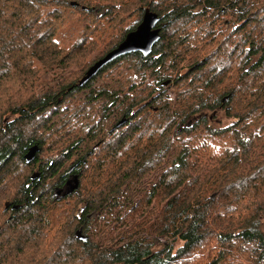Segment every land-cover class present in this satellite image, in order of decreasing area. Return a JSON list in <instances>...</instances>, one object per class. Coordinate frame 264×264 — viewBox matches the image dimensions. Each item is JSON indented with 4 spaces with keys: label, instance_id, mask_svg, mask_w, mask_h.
<instances>
[{
    "label": "trees",
    "instance_id": "1",
    "mask_svg": "<svg viewBox=\"0 0 264 264\" xmlns=\"http://www.w3.org/2000/svg\"><path fill=\"white\" fill-rule=\"evenodd\" d=\"M0 264H264V0H0Z\"/></svg>",
    "mask_w": 264,
    "mask_h": 264
},
{
    "label": "water",
    "instance_id": "2",
    "mask_svg": "<svg viewBox=\"0 0 264 264\" xmlns=\"http://www.w3.org/2000/svg\"><path fill=\"white\" fill-rule=\"evenodd\" d=\"M74 4L75 3H73V5ZM160 21L161 19L156 14L147 11L141 24L134 31L130 32L116 49L109 52L103 59L99 60L88 70L81 80V86L88 83L92 78L97 76L102 69L120 58L132 54H141L144 57L149 56L153 52L155 44L158 43L161 38L160 31L156 29ZM38 152V146L32 147L25 156L27 162H33ZM39 176V174L35 173L32 175L31 179L34 180ZM74 182L75 185L72 187V190L77 189L79 178L75 177ZM77 235L79 239L87 241V238L83 237L80 232H78Z\"/></svg>",
    "mask_w": 264,
    "mask_h": 264
},
{
    "label": "rangeland",
    "instance_id": "3",
    "mask_svg": "<svg viewBox=\"0 0 264 264\" xmlns=\"http://www.w3.org/2000/svg\"><path fill=\"white\" fill-rule=\"evenodd\" d=\"M79 19H80V16L78 14L72 13L70 15V17L67 19V25H68L67 28L65 29V27H62L59 35L63 31L64 32L62 33L61 38L58 36L57 39L58 40L61 39V43H62L63 46H68L73 41L76 33H79L78 27H77L78 22H80V24L87 23L84 19L83 20H81V19L79 20ZM80 24H78V25H80ZM96 54H98V52ZM41 76L43 77L42 81L46 80L48 82V87H51V86H53L55 84V82L53 81L54 80V76L51 74V72L46 73V72L43 71ZM98 85H99V83H98ZM165 91L168 93V96L170 98L174 97L173 89L165 88ZM87 93H88L87 91H84L81 94L76 95V97L73 98V102L76 103V102L81 101L82 99H84L86 97ZM60 117H63V115H61ZM56 122H57V124H59V121H56ZM215 122H216V124L218 126H227L230 123V121L226 118L224 113H220L218 115V117L216 118ZM60 150H62V148ZM159 173H160L159 171L155 172L154 174H152L151 176L147 177L146 179H144L140 183L132 185V187L129 190L130 197H131L130 198L131 199V203L134 204V203H136L138 201V199L141 197V195L143 193V189L146 186H148L149 182L156 180L158 178ZM69 182H70V185L73 187L72 181H69ZM70 185H67V186L70 187ZM66 191H67V189L63 188L58 193L60 195H63V193L66 192ZM69 194H71V193H69ZM123 213H127V210L126 211L123 210ZM95 218L96 217H94V220H95ZM111 228L113 230H116L117 229L116 224L111 222Z\"/></svg>",
    "mask_w": 264,
    "mask_h": 264
},
{
    "label": "flooded vegetation",
    "instance_id": "4",
    "mask_svg": "<svg viewBox=\"0 0 264 264\" xmlns=\"http://www.w3.org/2000/svg\"><path fill=\"white\" fill-rule=\"evenodd\" d=\"M108 53H109V52H108ZM108 53H106L105 56H106ZM105 56H104V57H105ZM67 185H70V182H68ZM67 189H69V193H70V192H71V189H72V186H71V185H70V187L67 186ZM58 194H59V193H58ZM59 195H60V194H59Z\"/></svg>",
    "mask_w": 264,
    "mask_h": 264
}]
</instances>
